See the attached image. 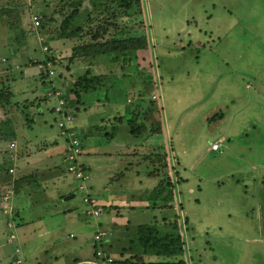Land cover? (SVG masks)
I'll list each match as a JSON object with an SVG mask.
<instances>
[{"label": "rangeland", "instance_id": "1", "mask_svg": "<svg viewBox=\"0 0 264 264\" xmlns=\"http://www.w3.org/2000/svg\"><path fill=\"white\" fill-rule=\"evenodd\" d=\"M71 1L0 0L19 5L11 8L14 12L0 9V86L11 93L3 101L7 116L20 136L25 130V137L27 131L40 139L45 128H58L51 109L58 99L52 93L45 100V94L53 88L72 92L75 109L74 82L88 72L104 77L106 86L88 92L79 124L112 116L109 107L116 104L129 108L122 128L133 133L111 139L101 131L100 137L85 140L86 128L78 127L83 152L77 160L90 166L87 191L79 189L81 180L67 171L64 157H54L46 175L30 172V180L17 181L16 170L9 171L13 165L5 166L0 213L8 214L2 195L9 190L8 201L15 193L20 217L10 228L0 214V264H92L96 248L116 229L120 237L104 249L116 254L115 264H128L133 256L120 252L125 224L132 229L156 222L164 228L178 216L184 228L188 224L184 258L189 264H264V0H142L143 12L124 25L147 34L149 45L128 60L121 53L115 54L118 59L70 57L73 45L90 40L89 27L97 25L88 18L91 0H80L79 22L89 27L80 37H57ZM33 15L40 20L36 28ZM118 29L110 28L104 39ZM44 45L60 58L52 62L54 74L44 69L38 77L34 60L47 55ZM155 133L162 143L156 152L142 158L135 149L126 150L130 142ZM11 142L0 144V161L10 154ZM39 160L34 165L41 167L45 161ZM162 177L175 181L172 207L160 208L165 203L158 200L156 207L153 194L152 202L146 199ZM87 192L112 203L125 199L128 205L113 204L95 216L84 201ZM143 198L147 204L130 203ZM104 228L108 235L97 243L94 235Z\"/></svg>", "mask_w": 264, "mask_h": 264}, {"label": "trees", "instance_id": "2", "mask_svg": "<svg viewBox=\"0 0 264 264\" xmlns=\"http://www.w3.org/2000/svg\"><path fill=\"white\" fill-rule=\"evenodd\" d=\"M90 3L93 6V9L88 11V18L90 22L95 20L97 22L96 26L89 27V23L83 25L81 21L79 22L80 0L71 1L69 4L70 11L64 15V19L61 21L60 29L57 33V37L61 39L80 37L82 36L80 33L84 31L85 26L90 28V32L88 31V34H90L91 37L90 40L88 39L87 42L84 41L82 44H74L72 55L70 57L114 55L113 58L118 59L115 54L121 53L123 59L128 60V57L134 54L139 48L148 47L149 40L147 39V34H138L136 32L138 30L134 29L135 27L130 29L125 28L124 25L126 20L136 17L143 12L142 0H91ZM15 7H19L15 2L0 4L1 10L10 11L12 10L11 8ZM92 10H97L93 16L91 14ZM12 11L14 12V10ZM41 25H43V23ZM113 26H119V29L116 30V35L110 39H104L108 30ZM124 31H128L129 33L124 34ZM46 56V59L55 63L60 58L52 51V48L48 49ZM10 57H12V55H10ZM105 86L106 81L104 80V77H98L95 75L90 76L89 73L86 72L84 75L78 76L74 82L73 92L79 102L81 100V92H91L104 88ZM7 91V87L0 86V144L5 143L6 141H13L17 138V131L13 120L11 117L7 116L3 106V101L8 100L10 96V92ZM133 120L134 118L128 120L130 127ZM161 127L162 125H160L159 131H161ZM131 132L133 133L132 129ZM7 162L10 164L5 165ZM12 163L10 157H4L3 160L0 161V183L3 171L6 169L5 166H10ZM83 168L86 170L85 167ZM8 172L9 171H7V173ZM4 185L6 186V184ZM175 187V181L172 177H169L166 181H164L162 177L157 187L151 191L152 193L146 195V199L149 201L151 198L153 199V197H151L153 194V202L156 207L159 206L157 200L165 203L160 208L172 207L171 201L175 196ZM146 199L143 198L142 200ZM12 221L13 220L11 219L7 223V226L10 228L15 227ZM124 227L127 235L126 238H123L120 242H126L122 244L120 252L123 256L125 254H131L133 256V260L129 261L128 264H189L184 258L187 246L184 230L188 229V224L187 228H184L180 223L179 216L168 222L167 226L164 228L159 226L156 222L139 223L132 229L127 224H125ZM101 247L103 248V244ZM16 251L19 252L20 249L17 248ZM107 252L109 254L113 253L109 251ZM112 255L116 257V254ZM145 256H162L164 259L150 260L146 259Z\"/></svg>", "mask_w": 264, "mask_h": 264}, {"label": "crops", "instance_id": "3", "mask_svg": "<svg viewBox=\"0 0 264 264\" xmlns=\"http://www.w3.org/2000/svg\"><path fill=\"white\" fill-rule=\"evenodd\" d=\"M46 58H47V56H44L41 60H37V59L34 60V62H36V64H35L36 65V72H37V68L40 71L39 73L36 74L38 77L44 76L43 75L44 70L39 68V63L44 62L46 60ZM30 74H31V72H30ZM25 76H27V75H25ZM96 91H93V92H96ZM54 92L61 93L60 95L62 97L64 96V98H66V100L68 102H70V105L72 107L71 110L74 113V119L71 121V125L74 127V129L77 131V133H78V127L84 126L86 128V129H84L86 132V135H84L85 140L92 139L94 137H100L101 134L104 132L106 133V136L111 138V139L114 138L117 134H119V133L121 134L122 132L132 134L128 126H126L125 129L122 128L123 125H126V123L124 122L123 119H125V117H128V113L130 114V110H128L129 108L126 109L125 107H118V106H115L116 104H114L112 107H109L111 109L110 111L113 114L112 116L104 118V119L103 118L94 119L91 122L87 121L86 122L87 125H85V123L79 124L80 120H77V116L79 114H81L84 110H86V106L89 105V103H88L89 100L86 99V96L88 97L89 93L88 92H82L81 93V100L79 102L77 100V107H75V109H74L72 106L73 105L72 99L70 98V95L72 94V92L66 91V93H65V92L61 91L59 88H53L47 94H45V95H47V96H45V100L50 101V97H52L51 95ZM40 98H43V97L40 96ZM78 105L83 107L82 111ZM53 106L54 105H52V107H51L52 112H53V108H54ZM53 113H54V117L56 118L55 112H53ZM87 118H88V116H86V119ZM44 122H45L44 118H41L39 124H44ZM107 122H109L111 124V127H112V131L110 133L107 131V126H108ZM26 123L25 122L23 123V127H25V128L27 127L30 129L31 123H29V122H26ZM14 126H15V124H14ZM15 128L17 131V138L12 141L15 143V147H12L10 144V148L12 150L10 149V154L7 155L6 157H10L12 162H13L12 163L13 166H11L10 168H13L14 171L16 170L15 173L17 172V176H16L17 181H18V179L26 180V179H29L30 177L32 178L30 172H33V171L42 172V170H43L44 174L46 175V173L51 171L53 168V167H50V165L53 164L52 159L54 157H57V159H60L61 157L67 158L68 139H67L66 135L61 133L59 128H57V129H54L53 127H51L52 129L51 128H49V129L45 128V130H44L45 133L40 134V139H39V136H36V134L30 133V135H29L27 133V131L25 134H27L29 137L28 136L25 137L24 136L25 130L22 133V136H20L19 135L20 129H18L17 125L15 126ZM101 131H104V132H101ZM163 131H164V128L161 127V134H163ZM156 135H158V134L155 133V136H153V137L149 136L148 139H144L140 143L132 140L134 143L130 142L129 143L130 146H128L126 148V150L128 149V150L132 151L135 149V151H137V153H134V154H136V156L138 154L142 158L144 157V154H147L150 152H156V148L160 149V147L162 145L161 141H157ZM60 136L62 138H60ZM148 143H149V145H148ZM214 144H216V143H214ZM128 153L129 152L124 153V154H128ZM40 158H42L43 161H45V164L41 167L38 166L40 164L34 165L37 160L40 161L39 160ZM81 164L83 165V167L86 168L87 171L90 170L89 165H87L83 162ZM29 167L31 169L30 171L28 170ZM155 168H158V167L155 166ZM155 168H154V170H155ZM151 175H153V174H151ZM52 176L55 177L57 175L55 173H53ZM98 201L101 204H105V205L111 204V207L113 204L115 206H121V207L128 205L127 200H125V199H121L119 201L113 200V203L110 201L102 200V199H98ZM11 203H12L11 215L9 213L3 215L4 213L2 211L0 213L2 218L4 219L3 222H5V224H7L8 221L11 219L13 220V222L15 224L16 217H20L19 205L17 204V202L15 203V193L13 195ZM130 203L132 205L147 204L146 201L137 200V199L132 200ZM117 211L119 212L118 214H124V213H122V211L120 212V210H117ZM121 218L122 217H116L114 220L116 222V220L119 219V222H121V220H120ZM122 228L125 229V227H122ZM116 231H117V229H116ZM116 231H114L113 233H111L109 235V238H107V241L104 243L103 248L108 246V244H112L116 238L120 237V236H118L119 234L117 235V233L120 231V229L117 232Z\"/></svg>", "mask_w": 264, "mask_h": 264}, {"label": "built area", "instance_id": "4", "mask_svg": "<svg viewBox=\"0 0 264 264\" xmlns=\"http://www.w3.org/2000/svg\"><path fill=\"white\" fill-rule=\"evenodd\" d=\"M32 21L35 25V28L40 24L39 17L37 15L32 16ZM44 51H48V45L43 46ZM52 61L46 59L44 62L39 63V68L41 69H47L49 71V74H54V71L51 69ZM58 102L54 107V112L56 114V122L58 125L59 130L62 134L67 136L68 139V150H67V159L69 160L67 171L71 173L76 179L81 180L79 183V189L81 190H88V186L86 184V180L89 178L88 172L83 168V165L77 160V156L80 155L82 150V143L81 139L77 133V131L74 129V127L71 125V121L74 119V113L71 110L70 102L62 97L59 92H54ZM156 95L154 98H157ZM12 147H15V143H11ZM212 149L217 148V144H213ZM10 172H13L14 169L10 168ZM9 190L5 192V194L2 195V203L4 211L7 213H12V203L8 197ZM12 200V198H11ZM84 201L90 204L93 209L92 213L95 216L101 215V213L104 210V207H110L111 204L105 205L101 204L97 199L92 197L89 192L86 193L84 197ZM9 202V203H8ZM7 206V207H6ZM108 235V232L106 231V228L98 230L97 233L94 235L95 241L98 243L99 241H102L104 237ZM95 257L96 259L92 261V264H115V257L112 254H109L106 250H104L102 247L96 248L95 251ZM19 263V262H18Z\"/></svg>", "mask_w": 264, "mask_h": 264}]
</instances>
